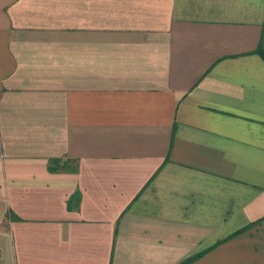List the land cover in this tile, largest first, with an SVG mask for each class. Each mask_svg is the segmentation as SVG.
Returning a JSON list of instances; mask_svg holds the SVG:
<instances>
[{
	"label": "crops",
	"instance_id": "obj_1",
	"mask_svg": "<svg viewBox=\"0 0 264 264\" xmlns=\"http://www.w3.org/2000/svg\"><path fill=\"white\" fill-rule=\"evenodd\" d=\"M261 46L264 0H0V264H264Z\"/></svg>",
	"mask_w": 264,
	"mask_h": 264
},
{
	"label": "trees",
	"instance_id": "obj_2",
	"mask_svg": "<svg viewBox=\"0 0 264 264\" xmlns=\"http://www.w3.org/2000/svg\"><path fill=\"white\" fill-rule=\"evenodd\" d=\"M260 53L264 56V51L262 49V46L260 48ZM49 165H48V169L51 172H56L59 170H63V171H68V172H77V165L75 164L74 166H71L70 160H64L61 161L60 159H50L49 160ZM80 199H81V195L79 191H75L70 198L67 201V209L68 210H73V209H77L79 207V203H80ZM9 218L10 220H19V218L17 216H14L12 213H9ZM199 255L193 256L189 259H187L184 263L181 264H186L188 262H190L191 260H193L195 257H197Z\"/></svg>",
	"mask_w": 264,
	"mask_h": 264
}]
</instances>
